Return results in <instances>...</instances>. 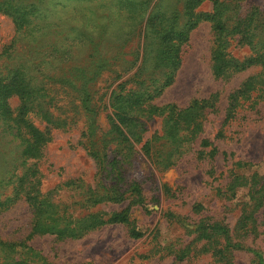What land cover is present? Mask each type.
Here are the masks:
<instances>
[{
	"label": "trees",
	"instance_id": "trees-1",
	"mask_svg": "<svg viewBox=\"0 0 264 264\" xmlns=\"http://www.w3.org/2000/svg\"><path fill=\"white\" fill-rule=\"evenodd\" d=\"M204 1L118 0L116 7L124 18L140 21V42L130 51L129 33L120 40L113 38L119 25L121 30L125 25L120 24L119 11H100L91 3L93 12L79 16L53 5L54 0H0V14L11 19L16 31L0 50V212L18 200L31 212V229L24 240L0 239L1 264H52L27 243L37 234L75 239L101 226L120 224L130 238H141L144 234L131 217V209L149 210L140 183L128 179L136 157L164 171L193 151L200 160H207L208 173L214 177L216 147L206 138L200 139L199 149L193 147L202 129L203 110L213 103L194 99L181 108L170 103L157 106L152 101L172 81L181 63V44L199 21L210 22L214 32V76L252 64L264 66V13L252 6L242 14L241 5L231 0H209L211 11L198 10ZM87 2L83 0L82 5ZM234 36L251 50L248 59L238 61L231 56ZM258 75L263 78L245 86L248 90L258 87L264 94L263 71ZM242 92L246 90L239 91V96ZM13 97L18 100L15 108L10 105ZM101 115L104 127L99 123ZM154 117L161 118V128L145 138V121ZM78 122L79 144L96 163V182L85 187L80 179L70 180L43 191L38 164L51 131L71 130ZM244 164H232L227 182L216 187L217 194L230 198L237 187L248 183L236 172ZM257 183L250 182L253 203L242 217L241 238L255 231L254 214L264 203V182L255 188ZM161 189L170 193L164 184ZM59 191L74 193L71 196L90 207L126 204L74 218L54 200ZM189 231L206 241L204 248L211 252L214 264H234L232 252L241 246L231 242L226 225L201 221ZM221 239L224 244H219ZM164 248L180 261L190 253L188 246ZM252 262L264 264L258 253Z\"/></svg>",
	"mask_w": 264,
	"mask_h": 264
},
{
	"label": "rangeland",
	"instance_id": "rangeland-1",
	"mask_svg": "<svg viewBox=\"0 0 264 264\" xmlns=\"http://www.w3.org/2000/svg\"><path fill=\"white\" fill-rule=\"evenodd\" d=\"M54 0L53 5L65 7L64 11L89 15L93 12L90 4L102 11H119L117 17L121 30L114 32L113 38L120 40L130 34V51L139 40V18H124L118 10V0ZM241 5V13L256 6L264 13V0H231ZM198 10L209 12L211 1L205 0ZM69 18V17H67ZM66 18V19H67ZM144 22V21H143ZM187 39L181 44V63L176 69L172 81L156 95L152 103L157 106L175 104L184 108L194 99H209L213 103L203 110L202 129L193 147L199 149L200 139H209L216 147L214 177L208 173L209 163L200 160L191 151L185 154L172 168L157 171L144 159L136 157L129 166L128 179L140 183L146 199L147 210L141 207L131 209V217L143 232L141 238H130L126 227L120 224L104 225L84 236L75 239H58L51 234H37L29 238L28 244L40 251L52 264H214L211 252L204 248L203 239H196L193 232L201 221L218 222L229 229L232 243L241 248L233 253L234 264H253L254 253L260 254L264 263V203L254 214L255 231L241 238L239 230L242 217L253 203L249 193L250 182H264V94L258 87L248 90L245 83L262 79L258 74L263 71L261 64H252L245 70L214 76L211 71L214 32L211 23L199 21L187 31ZM16 36L11 19L0 14V50ZM229 52L238 61H244L252 55L248 46L237 43V37L230 42ZM129 50V49H128ZM127 50V51H128ZM129 51L127 57L129 56ZM250 83V84H251ZM249 84V85H250ZM247 85V86H249ZM246 90L240 93L239 91ZM234 97L239 96L237 100ZM211 97V98H210ZM10 105H18L17 98L10 99ZM104 127L105 118H99ZM73 129L59 128L51 131L49 142L45 145L39 161L41 186L43 191L52 190L57 185L70 180L80 179L83 185L93 186L97 180L96 163L84 147L79 144V124ZM42 126V125H40ZM149 137L161 128V118L154 117L145 121ZM243 162L236 172L247 178V184L236 188L235 195L225 198L217 194L216 187L223 186L228 171L234 162ZM166 185L169 194L162 191ZM84 187V188H85ZM78 193V191H76ZM74 193L59 191L54 200L66 209L74 218L94 212L97 209L115 210L124 204H99L90 207ZM256 198V197H255ZM82 200V201H78ZM250 221V220H249ZM248 221V222H249ZM31 229V212L23 200L14 202L9 209L0 212V239L19 242L24 240ZM241 240V242H240ZM219 244H224L223 239ZM188 246L190 253L182 261L175 259L169 249ZM213 246H218L217 243ZM1 264V262H0Z\"/></svg>",
	"mask_w": 264,
	"mask_h": 264
}]
</instances>
